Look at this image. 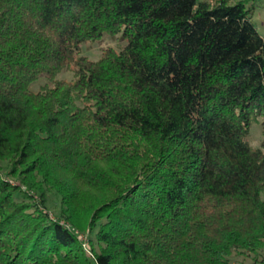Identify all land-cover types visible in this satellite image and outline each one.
<instances>
[{
    "label": "trees",
    "instance_id": "trees-1",
    "mask_svg": "<svg viewBox=\"0 0 264 264\" xmlns=\"http://www.w3.org/2000/svg\"><path fill=\"white\" fill-rule=\"evenodd\" d=\"M250 15L230 0H0V264H264ZM120 32V50L80 55Z\"/></svg>",
    "mask_w": 264,
    "mask_h": 264
},
{
    "label": "rangeland",
    "instance_id": "rangeland-1",
    "mask_svg": "<svg viewBox=\"0 0 264 264\" xmlns=\"http://www.w3.org/2000/svg\"><path fill=\"white\" fill-rule=\"evenodd\" d=\"M238 1H242L245 5V8L250 10L252 23L254 24L258 33L264 36V0H230V3L233 4L234 2ZM124 45L125 41L122 39L121 32L113 36L103 33L96 39H88L83 42L81 44L80 55L86 56L90 60H97L101 55L102 49L106 47H112L114 49L116 48V50H120L121 48L125 47ZM55 79L72 81L73 74L72 72L63 69L56 75ZM46 81L47 79L44 76L39 77L29 85V90L36 92ZM261 139V125L259 118L258 121L252 122L247 140L250 146L257 148L260 147ZM239 264H247V262Z\"/></svg>",
    "mask_w": 264,
    "mask_h": 264
}]
</instances>
